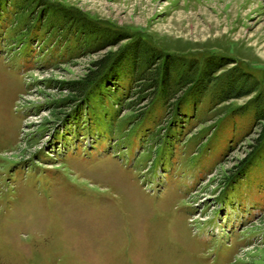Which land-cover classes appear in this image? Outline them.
Masks as SVG:
<instances>
[{"label":"rangeland","instance_id":"374dc122","mask_svg":"<svg viewBox=\"0 0 264 264\" xmlns=\"http://www.w3.org/2000/svg\"><path fill=\"white\" fill-rule=\"evenodd\" d=\"M0 264H264V0H0Z\"/></svg>","mask_w":264,"mask_h":264},{"label":"trees","instance_id":"16d2710c","mask_svg":"<svg viewBox=\"0 0 264 264\" xmlns=\"http://www.w3.org/2000/svg\"><path fill=\"white\" fill-rule=\"evenodd\" d=\"M34 1V0H32ZM25 3V2H24ZM27 3V2H26ZM54 12L58 13L61 15V18L65 19L67 17L68 14H64L63 11L58 10V9H52ZM58 12H57V11ZM45 14V13H44ZM49 15L46 18V23H49V19H48ZM68 18L70 20H68L69 26H75L76 30H81L80 33H92V28H91V24L88 23V21H86L85 18H81L78 16H74L69 14ZM52 21V20H51ZM90 25V26H89ZM96 27V26H95ZM98 30V29H97ZM104 30H107L104 28ZM107 32V31H105ZM110 33H104V36H109ZM123 36H119L116 37V40H111L109 43L112 44V42L114 43L117 41H120L121 39H123ZM111 39V38H109ZM100 43V42H99ZM108 43V44H109ZM101 44V43H100ZM134 48L133 51L130 52L129 56L126 59V63L128 62V64L130 65L131 71H132V79L137 78V80L140 82V90L143 89H154L156 90V88L158 86H161L163 88H165L166 90H168L169 85H171V77H170V71L172 70V63L169 61V57L165 56L164 59L162 60L163 62V66H159V64H155L153 67V69H151L150 66H146L147 64L150 65V61L153 59V57H155L156 59H160L161 56L159 55V53H157L154 49L149 48L146 44H144L143 42L140 43H133ZM121 60L115 59L114 62L110 63V66L107 68L106 72L100 77L97 78L95 81H93V83L91 84V86L88 88V90L86 91V94H89V91H92L93 89H95L98 86H103L104 83H107V79H110L109 77L111 76V74L113 75V73H115L117 71V68L115 67H119L118 64L120 63ZM130 62V63H129ZM150 63V64H149ZM112 64V65H111ZM157 65V66H156ZM146 69H144V68ZM93 80L90 79L89 81ZM75 82L72 83V85H74ZM72 88V87H71ZM76 90L79 91L81 88H76V86H74L72 88V90ZM145 93V92H144ZM141 97V96H140ZM139 97V98H140ZM172 98L171 94L169 93L168 96L166 97V100H170Z\"/></svg>","mask_w":264,"mask_h":264}]
</instances>
